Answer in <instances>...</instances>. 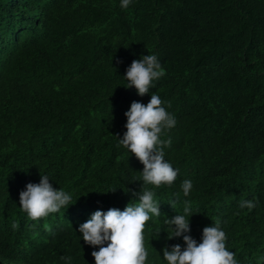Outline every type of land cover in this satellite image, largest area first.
I'll return each mask as SVG.
<instances>
[{"label":"trees","instance_id":"1","mask_svg":"<svg viewBox=\"0 0 264 264\" xmlns=\"http://www.w3.org/2000/svg\"><path fill=\"white\" fill-rule=\"evenodd\" d=\"M120 5L0 0V264H95L99 247L79 226L97 210L138 203L144 165L118 143L131 103L152 93L176 119L161 139H171L164 159L179 171L171 185H146L161 215L145 224V264H167L166 246L186 247L164 223L186 200L198 243L219 219L238 264H264V0ZM150 54L166 75L140 96L124 76ZM41 174L72 199L32 220L19 194ZM241 199L258 203L241 209Z\"/></svg>","mask_w":264,"mask_h":264},{"label":"clouds","instance_id":"2","mask_svg":"<svg viewBox=\"0 0 264 264\" xmlns=\"http://www.w3.org/2000/svg\"><path fill=\"white\" fill-rule=\"evenodd\" d=\"M132 0H121V7L127 9ZM166 75L158 57L155 54L143 55L139 60H133L126 70L125 79L128 89L135 88L138 95L144 96L150 92L153 81ZM160 96L152 93L150 101L145 105L138 101L131 103L125 112L127 131L123 138L119 137V145L128 149L131 154L144 165L141 172L142 189L138 196V203H129L121 211L117 208L95 211L91 218L80 224L79 232L83 241L93 247H99L91 255L95 264H145L148 251L144 246V228L153 216L161 215L160 203L154 199L155 192L146 187L153 185L159 188L162 184L171 185L177 178L178 169H173L166 162L165 147L171 146V139L162 140L165 130L175 127L176 119L162 106ZM170 107V105H169ZM192 181L185 179L181 188L185 197L189 196ZM112 190L111 192H114ZM19 204L23 212L32 220L56 213L68 205L71 195L63 189L54 188L47 175L41 174L39 183H28L26 189L20 192ZM177 197L179 193L176 194ZM258 201L241 199L239 207L252 210ZM175 208V200L171 203ZM183 214H178L164 221L168 226V239L183 237L186 247L180 244L166 246L163 257L167 264H238L235 254L226 249V234L222 230L219 219L213 221L212 226L205 227L202 242L198 243L190 234V220L193 216L191 202L185 201ZM15 230L18 224L13 222ZM51 231V229H48ZM70 260V257H61Z\"/></svg>","mask_w":264,"mask_h":264}]
</instances>
